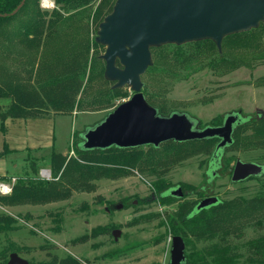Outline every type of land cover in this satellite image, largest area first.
Segmentation results:
<instances>
[{
    "label": "rangeland",
    "instance_id": "1",
    "mask_svg": "<svg viewBox=\"0 0 264 264\" xmlns=\"http://www.w3.org/2000/svg\"><path fill=\"white\" fill-rule=\"evenodd\" d=\"M92 9H89V15ZM87 21L89 37H95V23L90 17ZM167 46L170 47L166 50L163 47L150 50L152 65L157 64L158 69L164 71L167 62L164 58L168 57H176V62L184 65H178L173 73L161 72L162 75L158 69L153 70L145 79L155 101H151L148 95H145V99L154 107L161 103L164 107L161 114L184 112L203 126L232 111H240L244 117H254L256 110L264 111V58L254 55L247 58L249 66L243 62L230 71L216 70L209 61L216 56L215 51H195L196 48L188 43L180 45L179 49ZM103 51L102 46L90 49L83 93L80 92L75 98V107L71 112H49L36 118L6 123V133L0 134V152L3 151L4 142L16 152H9L0 158V177H10V181L0 182V185L7 186L4 192L0 191L1 196L10 194L15 174L25 169L29 172L32 168L36 169L40 179L51 180L48 164L51 153L74 157L73 150L82 149L83 131L102 121L118 104L129 98L131 92L124 87L120 90L127 94L125 98H115L110 103L102 96L100 103L91 102L92 94L103 81L97 76L104 69L103 61L98 58ZM181 53L183 55L179 57ZM183 59L184 63H181ZM39 62L40 67H46L50 58L43 55ZM7 104L8 101L0 99L1 106ZM250 132L246 130L244 135ZM168 143L161 144V148L154 153L156 156L147 159L140 169L126 170L113 179L94 181L92 191H72L65 199L46 204L7 206L0 203V217L6 218L9 227H12L0 233V251L15 246V253L31 263L67 259L70 264H168L170 237L173 235L166 218L175 217L178 206L183 202L199 199L197 192L205 183L209 186L206 191H210L209 194L218 200H254L264 195V174L231 183L230 170L235 160L229 164V173H222L221 168L214 167L213 162L207 163L209 151H198L173 165H158L152 173L151 164L164 157V153L168 152ZM138 149L146 152L148 148L144 146ZM229 157L264 165V146L250 151L227 149L225 158ZM206 165L207 178L204 176ZM211 171L216 173L215 177ZM157 180L171 185H186L194 193L180 200H151L152 194L157 195L153 192V182ZM111 204L121 207L109 210ZM102 226H107L106 232L91 236L93 228ZM113 230L119 232L116 240L111 235ZM261 233H264V223L262 227L247 229L244 239ZM189 240L193 249L185 246L186 257L194 249L203 250L210 242L206 238L189 237Z\"/></svg>",
    "mask_w": 264,
    "mask_h": 264
},
{
    "label": "trees",
    "instance_id": "2",
    "mask_svg": "<svg viewBox=\"0 0 264 264\" xmlns=\"http://www.w3.org/2000/svg\"><path fill=\"white\" fill-rule=\"evenodd\" d=\"M39 1L24 0L15 14L7 15L21 0H0V99L8 101L6 106L0 105V134L3 135L7 131L8 121L32 119L49 112L66 113L74 109L75 98L80 92L83 93L85 66L90 49L100 46L94 41V37H89L87 20L90 17L97 29L104 16L111 12L115 2V0H54L56 8L44 10L40 8ZM91 7L92 14L89 15ZM188 44L193 45L195 51L200 49L215 51L216 56L209 61L216 70L230 71L243 62L245 66H249L248 57L252 58L255 55L257 58H264V23L248 32L225 37L220 54L210 40ZM167 45L161 46L162 49L170 47ZM171 47L180 48L176 45ZM169 53L171 54V51ZM196 53L199 54L200 51ZM43 55L50 58L46 67H40L39 58ZM182 55L183 53L179 57ZM164 59L167 60L164 71L159 70L157 64H153L149 70L147 69L148 72L146 70L141 76L143 83L141 91L153 102L155 100L145 82L150 72L158 69L160 74L173 73L178 65H184L177 63L176 57ZM181 63H184V59ZM103 71L104 69H101L98 72L97 76L103 81L99 83L95 94H92L94 97L91 102L100 103L103 98H107L106 102L111 103L115 98H125L127 96L125 92L113 89V83L103 78ZM155 108L161 114L160 111L164 107L160 103ZM221 122L222 117L214 118L211 124L201 126H218ZM246 130H251L250 134L244 135ZM217 142V138L182 143L170 141L166 144L169 147L164 157L151 164L152 173L158 165H173L198 151L203 153L209 151L207 163L211 162ZM263 146L264 116L249 117L241 121L233 132L231 145L224 148L219 159L218 166L221 172L229 173L231 169L229 164L233 160L236 161L234 157L225 158L227 149L250 151ZM160 148L149 147L146 152L138 148L110 147L104 150L77 148L73 150L74 157L52 152L48 159L51 180L40 179L36 169L32 168L31 172L25 169L22 173L15 174L10 194L0 195V203L7 206L24 203L46 204L63 200L72 191H92L94 181L103 178L113 179L124 174L126 170L140 169L147 159L156 156L154 153ZM9 152L11 151L4 142L0 158ZM2 181H10V177L2 176L0 182ZM153 185L155 192L168 188V184L162 180L153 182ZM198 196L202 197L201 194ZM196 203L197 200L183 202L178 206L175 217L166 218L170 233L173 236H180L185 246L193 247L189 237L206 238L210 241L203 250L194 249L186 257V264H239V262L264 264V233L244 239L247 229L262 227L264 223V195L254 200L241 198L217 200L214 205L200 210L194 209ZM9 225L6 218L0 217V233H5L7 229L11 230L12 227ZM107 229V226L96 227L90 234L95 237ZM12 252H17L15 246L1 250L0 264H6ZM28 264L70 262L67 259L58 262L52 259L48 262Z\"/></svg>",
    "mask_w": 264,
    "mask_h": 264
},
{
    "label": "water",
    "instance_id": "3",
    "mask_svg": "<svg viewBox=\"0 0 264 264\" xmlns=\"http://www.w3.org/2000/svg\"><path fill=\"white\" fill-rule=\"evenodd\" d=\"M23 3L21 0L7 15L15 14ZM261 23H264V0H115L111 12L98 24L94 41L104 48L99 56L104 63L103 78L113 83V89L127 87L131 93L102 121L83 131L81 147L131 149L158 147L170 141L217 138L211 162L218 166L224 148L232 143L236 126L249 116L232 111L224 114L220 125L201 128L195 118L184 112L160 114L147 103L141 91V76L152 66V48L210 40L220 54L225 37L256 29ZM255 116H264V111L256 110ZM216 152L219 154L215 157ZM262 174L264 165L236 159L230 181L242 182ZM217 200L214 196L206 197L195 209L214 205ZM118 234V230L113 231L114 240ZM184 250L182 238L173 236L169 264H184ZM6 264H28V261L12 252Z\"/></svg>",
    "mask_w": 264,
    "mask_h": 264
},
{
    "label": "flooded vegetation",
    "instance_id": "4",
    "mask_svg": "<svg viewBox=\"0 0 264 264\" xmlns=\"http://www.w3.org/2000/svg\"><path fill=\"white\" fill-rule=\"evenodd\" d=\"M228 113H230V112H228ZM223 116L224 115H222L221 117H222V120L224 119L223 118ZM235 123H238L237 121H235ZM163 144V143H162ZM161 145V144H160ZM159 145V146H160ZM158 146V147H159ZM149 147H152V146H147V148H149ZM158 147H154V148H158ZM219 153L218 152H216V154H215V157L218 155ZM216 161V160H215ZM217 166V165H216ZM217 167H219V166H217ZM214 169V168H213ZM207 170H208V166L206 165V170L204 171V176H205V178H207ZM231 171H232V169H231ZM158 172V171H157ZM211 174H212V176L213 177H215L216 176V173L214 172V171H211L210 172ZM230 176H231V174H230ZM261 176V175H260ZM257 177H259V176H251V177H249V178H257ZM248 178V179H249ZM206 182V181H205ZM207 183H205V186H201V188H200V191H198L197 192V195L198 194H201L202 195V197L201 198H199V199H197V203L200 201V200H202V199H204V198H206V197H210V196H213V195H210L209 193H210V191L209 192H207L206 191V188L207 187H209L208 185H206ZM168 188H163V190H161V191H159V192H155V191H153L154 193H156L157 195L156 196H154V194H152V196H151V200H154V199H157V200H180V199H183V198H186V196H188V195H190V193H194V191L193 190H191L190 188H187V189H184L185 187H184V185H182V184H177V185H171V184H168V186H167ZM205 190V191H204ZM174 192H178V193H174ZM207 192V193H206ZM218 199V198H217ZM197 203L195 204V206L197 205ZM195 206H194V209H195ZM109 208V210H113V208L116 210V208L118 207V205H113V204H111V205H109L108 206ZM114 231V230H113ZM113 231H111V235H112V233H113ZM113 236V235H112ZM174 236H176V235H174ZM173 236H171L170 237V244H171V238H172ZM170 250V249H169ZM184 256H185V261H184V264H186V255H185V250H184ZM168 264H169V259H168Z\"/></svg>",
    "mask_w": 264,
    "mask_h": 264
},
{
    "label": "built area",
    "instance_id": "5",
    "mask_svg": "<svg viewBox=\"0 0 264 264\" xmlns=\"http://www.w3.org/2000/svg\"><path fill=\"white\" fill-rule=\"evenodd\" d=\"M39 5H40V8L44 10H51L55 8V4L51 0H40ZM6 187H7L6 185H3V184L0 185V191L4 192L6 190ZM7 190L9 189L7 188Z\"/></svg>",
    "mask_w": 264,
    "mask_h": 264
},
{
    "label": "crops",
    "instance_id": "6",
    "mask_svg": "<svg viewBox=\"0 0 264 264\" xmlns=\"http://www.w3.org/2000/svg\"><path fill=\"white\" fill-rule=\"evenodd\" d=\"M51 1H52V0H51ZM9 149H10V148H9ZM29 150H30V149H29ZM10 151H11V152H16V150L13 151V150H11V149H10ZM15 154H16V153H15Z\"/></svg>",
    "mask_w": 264,
    "mask_h": 264
},
{
    "label": "bare ground",
    "instance_id": "7",
    "mask_svg": "<svg viewBox=\"0 0 264 264\" xmlns=\"http://www.w3.org/2000/svg\"><path fill=\"white\" fill-rule=\"evenodd\" d=\"M46 173V172H45ZM46 174H48V173H46Z\"/></svg>",
    "mask_w": 264,
    "mask_h": 264
}]
</instances>
